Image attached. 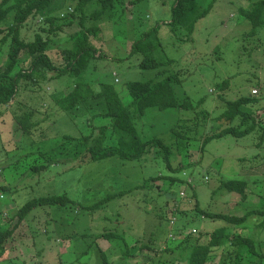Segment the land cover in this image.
<instances>
[{
  "label": "rangeland",
  "instance_id": "rangeland-1",
  "mask_svg": "<svg viewBox=\"0 0 264 264\" xmlns=\"http://www.w3.org/2000/svg\"><path fill=\"white\" fill-rule=\"evenodd\" d=\"M124 1L126 6L119 3L111 20L101 24L97 38L93 39L100 49L96 56L101 54L102 57L88 68L86 80L97 88L101 83L112 84L123 103L129 104L131 98L126 84L155 79L157 72L140 69L141 56H129L130 47L142 33L159 25L157 35L161 47L156 59L174 62L158 70L169 68L171 73L178 74L180 83L175 86L176 93L194 100V112L181 114L176 110L148 109L145 116L134 119V124L143 140L156 138L172 147L170 161L176 169L179 164L185 166L188 162L190 165L172 173L166 169L162 151L150 146L139 160L107 157L90 161L84 154L66 153L58 159L51 158L46 168L33 171V166H40L46 160L41 159L40 146L29 147L30 140L41 142L53 136L88 135L91 130L98 136L96 127L108 126L110 120L92 115L90 119L72 117L61 110L44 113L38 109L39 100L34 98L30 103L41 115L33 118L38 125L30 137L22 134L20 125L13 119L14 114L19 116L23 110L9 111L0 104V225L15 224L17 211L33 199L63 195L68 199L64 206L36 207L17 223L13 228L14 247H9L10 251L0 258V264H103L101 253L112 264H126L125 250L132 255V264H186L178 254L179 242L184 236L176 227L183 222L175 221L178 218L174 212L184 211L187 218L184 215L182 221H191L185 230H192L188 244L195 243L200 236L201 241L206 242L210 231L226 223L219 219L196 218L194 205L198 203L200 209L216 214H230L226 205L240 201V196L226 195L229 193L219 190L218 186L221 180L235 179L231 178L234 162L239 164L241 174L250 173V186L256 188V194L262 189L257 188V183L264 176V137L259 140L252 134L239 138L227 135L209 141L201 149L204 136L223 127L207 121L191 136L193 140L188 149L184 146L178 152L171 131L174 127L181 130L193 125L191 121L196 122L193 118L201 109L209 111L213 117L223 111L225 101L250 95L258 99L254 108L258 121L264 126V27L251 33L252 25L239 13L241 8L256 7L253 3L259 0H199L202 6L212 1V8L196 22L188 41H180L181 34L173 33L165 25L173 0H137L133 4L129 3L131 0ZM76 3V0H55L44 14L64 18ZM44 16L30 17L20 30L21 37L31 40L35 32L46 28ZM67 21L75 22L70 18L60 20L65 25L64 32L50 36L51 49L57 48V51H49L48 55L57 64L62 61L60 48L71 47V43L66 46L67 34L76 28L75 23L66 25ZM86 26H90V22ZM2 48L5 57L8 46ZM224 80H229V86L221 90L218 87ZM44 90L47 91L46 84L35 94H42ZM23 91L19 99L28 96L29 93ZM200 99L201 106H198ZM41 104L44 107V101L41 100ZM82 156L84 158H80ZM242 158L246 161H239ZM169 175L190 184L172 186L163 179L165 177H159ZM114 194L120 195L103 201ZM230 228L231 232L236 230L239 236L248 239L246 221L240 227ZM251 232L254 240L264 241L263 230L251 229ZM101 233H113L122 240L98 238ZM118 243L122 247L119 248ZM224 250L223 247L213 253L218 258L208 264H219ZM261 251L264 253V244L261 248L255 246V252Z\"/></svg>",
  "mask_w": 264,
  "mask_h": 264
},
{
  "label": "trees",
  "instance_id": "trees-1",
  "mask_svg": "<svg viewBox=\"0 0 264 264\" xmlns=\"http://www.w3.org/2000/svg\"><path fill=\"white\" fill-rule=\"evenodd\" d=\"M55 0H0V104L8 105L13 102L19 91L27 89L30 91H39L43 85L66 77L68 91L62 96L51 95L50 99L61 111L68 113L72 117L87 116L108 118V126L96 127L99 135L95 136L90 131L88 135L80 136H53L44 140H30L29 147L40 146L41 159L46 162L40 166H33V171L44 169L49 165L51 158L58 159L63 154L74 153L75 156L84 154L90 161H97L107 157H117L126 160H139L146 155L150 146L162 151V157L166 164V169L172 173L190 165L178 168L174 167L170 161L172 147L164 144L159 139L143 140L134 124V119L145 116L148 109L157 111L176 110L178 113L186 114L194 112L192 106L194 100L187 96H178L175 86L180 83L177 73H171L170 69L158 70L167 64L173 65V60L161 62L156 59L158 48L161 47L157 35L159 25H155L142 33L131 45L129 56L140 55L141 61L139 68L143 70H152L155 72V79L140 82L132 81L126 84V90L131 98L129 104H124L120 94L109 83H101L97 90H94L86 80V73L97 58L98 49L93 43L97 34L101 30V24L111 20L112 14L117 10L118 4L126 6L124 0H76V6L71 12H66L64 18L44 14L49 5ZM137 0H131L132 4ZM260 1V2H259ZM254 2L256 7L240 9V15L252 25L251 33L255 29L264 27V0ZM170 7L169 21L165 23L170 27L173 33L179 32L181 41H188L193 34L196 22L204 18L212 8V1L206 6H202L199 0H173ZM126 8V7H125ZM45 15L43 17L46 28L35 32L31 40L21 37L20 30L26 25L30 17L36 15ZM75 22H66V25L76 28L67 34V40L71 43L70 48H60L62 61L57 64L48 56L47 52L52 48L51 35L58 32H64V24L60 20L68 18ZM10 19V21H8ZM4 26H1L2 22ZM90 22V26L86 23ZM3 45L8 46L7 53L2 55ZM229 86V80H224L219 84L221 90ZM45 91V90H44ZM201 99L197 105L201 106ZM257 98L250 96H241L235 100L225 101L223 111L216 116L211 117L210 112L201 109L194 116L193 125L184 126L179 130L178 127L171 129L172 137L175 141L176 151H182L184 146L188 149L193 140L192 135L196 134L199 126L206 124L207 121L217 122L223 127L214 131L203 138L201 149L204 145L213 139H218L227 135L235 138L244 137L251 134L258 136L259 140L264 137V126L258 121L256 116ZM197 106V107H198ZM36 118V110L33 107L25 108L19 116L14 114L16 121L21 128L22 134L32 137V130L38 125V121H32ZM199 118L201 120H199ZM188 118L187 120H190ZM186 120V119H184ZM186 120V121H187ZM200 121V122H198ZM184 122V121H183ZM187 127V130L185 128ZM39 143V144H38ZM38 144V145H37ZM259 142L256 144L258 147ZM33 154V152H32ZM67 155V156H68ZM84 156L80 158H84ZM242 162L245 158L240 159ZM248 161V160H247ZM167 181L168 185H187L190 181H181L174 175L159 176ZM175 184V185H176ZM169 187V186H168ZM247 182L244 180L228 179L221 180L218 189H224L231 194L240 196V201L247 202ZM120 194L108 195L103 201H109ZM68 199L63 196H49L33 199L23 205L16 213L17 220L15 224L5 226L0 225V258H4L8 253L9 247L13 248V233L16 224L21 223L31 210L39 206L57 205L64 206ZM259 207L250 212H245L242 216L221 215L214 212L200 209L198 203L194 205L195 217L205 219H219L226 223L216 230L210 231L206 242L201 241V236L195 243L188 244V239L192 235V230L185 232L191 225L190 220L182 221L186 214L183 212H174L177 220L183 222L180 228L183 240L179 242L181 251L180 259L184 258L186 264H208L213 258L215 261L218 255H213L218 249L224 247L220 256L219 264H254L262 261L256 259L255 246L252 241L243 239L236 230L231 232L230 226L240 227L246 221L249 215L258 214L262 216L259 227L264 226V197L259 198ZM173 213V214H174ZM186 216V215H185ZM187 218V216H186ZM175 224V222H174ZM173 224V225H174ZM193 225V224H192ZM120 239L119 235L113 233H101L98 238ZM119 248L122 247L118 243ZM126 247V245H125ZM157 252V251H156ZM162 251H159V253ZM125 261H130L132 255L128 251L123 252ZM103 264H112L108 261L104 253H101ZM126 264H129V263ZM120 264V263H114ZM157 264H162L158 262Z\"/></svg>",
  "mask_w": 264,
  "mask_h": 264
},
{
  "label": "crops",
  "instance_id": "crops-1",
  "mask_svg": "<svg viewBox=\"0 0 264 264\" xmlns=\"http://www.w3.org/2000/svg\"><path fill=\"white\" fill-rule=\"evenodd\" d=\"M69 44H70L69 42L66 43V46L69 45ZM53 50L57 51V48L56 49H50L49 51H53ZM48 52H47V54H48ZM127 60L128 59H125L124 61L127 62ZM66 81H67V79L65 77H61L60 79H56V80L51 81V82H54L53 85H50L51 82L47 83L46 84L47 91H43L42 94H40V93L39 94H35L36 91H33V92L31 91L30 92V90L25 89V91H23L21 89L19 91V94L23 91V92L29 93L28 96L24 95L20 99L17 96L16 99L13 102H10L8 105H4V108L9 110V111L10 110H14V111L20 112L21 110H24L25 108L33 107L36 110V115H41L40 111H43L44 113L45 112L47 113L48 111H52L54 113L56 111H58V110L60 111V109L55 104H53V102L51 101L50 97H51L52 94L56 95V96H59V97L62 96L63 94H65L68 91L67 90L68 86L66 85ZM91 87L94 90H97L96 89L97 87H95L93 85H91ZM34 98H37L39 100L38 103H40V105H39L38 109L40 111L38 109H36L35 106H32L31 103H30V102H33ZM41 100L44 101V107H42L43 105L41 104ZM13 118H14V115H13ZM36 118H37V116H36ZM239 161H241V160H239ZM220 171L222 173H224L223 169L222 170L220 169ZM233 173H234V176L231 177V178H235L237 180H244L245 182H247L248 199H247V202H245L244 204L241 201H237L235 204L233 203L230 206L226 205V203H225V205H226L228 211H230L229 215L242 216L246 211L250 212V211L253 210V208H258L259 207L258 206L259 205V198L264 197V176L262 177L263 181L261 180L262 182L260 181V182L257 183V184H259L257 188L259 189V188L262 187V189H260L259 194H256V192H255L256 190H254L256 188H251V186H250L251 183L249 181V178L251 179L252 177L249 175L250 174L249 172L247 174H245V173L241 174L239 164H236L234 162V171H233ZM252 184L255 185L256 183H252ZM230 194L231 193L226 194V195H230ZM238 199L240 200V197ZM224 202H226V201H224ZM219 205H222V203L219 204ZM219 214L228 215V214H222V213H219ZM260 219H261V221L263 220L262 216L258 215V214H252V216L249 215L247 217V219H246V228L248 229V230H246V232L248 233V236H246L248 238L247 240L252 241L254 244H256V247L258 246V248H261L263 246L264 241L263 240H259V241L254 240V233L252 234L251 229H254V231H256V230H263L264 231V226L263 227H259L260 223H261ZM250 221H253L252 222L253 224H251ZM249 224H251L252 226H249ZM257 254H258V256L256 257V259H261L262 261H260L258 263H255V264H264V253L261 251V252H257Z\"/></svg>",
  "mask_w": 264,
  "mask_h": 264
},
{
  "label": "built area",
  "instance_id": "built-area-1",
  "mask_svg": "<svg viewBox=\"0 0 264 264\" xmlns=\"http://www.w3.org/2000/svg\"><path fill=\"white\" fill-rule=\"evenodd\" d=\"M174 219L172 220V223H173Z\"/></svg>",
  "mask_w": 264,
  "mask_h": 264
}]
</instances>
